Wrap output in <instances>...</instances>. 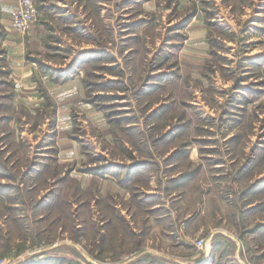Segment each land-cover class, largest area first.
I'll use <instances>...</instances> for the list:
<instances>
[{"label": "rangeland", "instance_id": "rangeland-1", "mask_svg": "<svg viewBox=\"0 0 264 264\" xmlns=\"http://www.w3.org/2000/svg\"><path fill=\"white\" fill-rule=\"evenodd\" d=\"M33 1L0 0V264H264V0Z\"/></svg>", "mask_w": 264, "mask_h": 264}, {"label": "built area", "instance_id": "built-area-1", "mask_svg": "<svg viewBox=\"0 0 264 264\" xmlns=\"http://www.w3.org/2000/svg\"><path fill=\"white\" fill-rule=\"evenodd\" d=\"M38 11L33 0H17V6L10 13V22L12 28L24 33L36 21ZM197 244L200 248L207 247L204 239H199Z\"/></svg>", "mask_w": 264, "mask_h": 264}, {"label": "crops", "instance_id": "crops-1", "mask_svg": "<svg viewBox=\"0 0 264 264\" xmlns=\"http://www.w3.org/2000/svg\"><path fill=\"white\" fill-rule=\"evenodd\" d=\"M13 3V4H12ZM15 4H16V6H17V0H15V2H14V0H12V2L11 3H9V5L7 6V8H9L8 10H10V13H11V11L16 7L15 6ZM15 6L14 8L12 7V6ZM10 15V14H9ZM10 18V17H9Z\"/></svg>", "mask_w": 264, "mask_h": 264}]
</instances>
